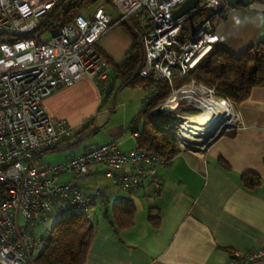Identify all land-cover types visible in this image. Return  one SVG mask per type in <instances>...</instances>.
Masks as SVG:
<instances>
[{
    "label": "built area",
    "instance_id": "built-area-1",
    "mask_svg": "<svg viewBox=\"0 0 264 264\" xmlns=\"http://www.w3.org/2000/svg\"><path fill=\"white\" fill-rule=\"evenodd\" d=\"M61 1L0 0L2 264H32L34 250L39 251L42 245V238H36L32 231L52 218L80 215L91 220L95 198L83 194L77 182L93 164L104 165L105 174L116 186L130 192L136 190L143 178L153 177L156 166L162 163L139 150L136 144L129 152L122 153L114 143L98 145L55 165L40 163L44 153L76 132L66 120L48 116L41 106L42 100L84 78L90 79L101 95L109 90L114 78L96 44L112 28L125 25L137 34L143 47L139 78L170 85V95L156 107L167 109L166 116L175 118L169 132L179 150L193 151L190 146L194 143L189 139L200 137L192 133V127L183 132L188 137L183 136L189 114L181 110H197L199 113L193 116L197 117L209 109V101L226 105L222 119L209 127L203 143L199 144L203 147L201 153L217 136L231 132L236 125V104L220 96L214 87L191 80L187 85L173 88L170 81L174 76L185 79L212 48L213 21L204 20L188 40L181 42L178 34L185 20L198 11L213 16L225 12V0H197L190 14L175 20L172 12L185 0H111L114 17L102 4L89 17L76 15L47 40L33 34ZM134 17L140 20L137 27L131 22ZM156 94L155 87L145 88L144 104ZM173 96L176 100L170 107L168 102ZM132 137L136 138L137 134ZM66 173L73 175V181L56 182ZM261 259H264V241L258 250L231 254V264H250Z\"/></svg>",
    "mask_w": 264,
    "mask_h": 264
},
{
    "label": "crops",
    "instance_id": "crops-1",
    "mask_svg": "<svg viewBox=\"0 0 264 264\" xmlns=\"http://www.w3.org/2000/svg\"><path fill=\"white\" fill-rule=\"evenodd\" d=\"M254 1L264 4V0ZM261 40L264 13L228 8L214 22L213 47L234 57ZM131 45L132 39L120 26L109 30L96 47L117 66ZM114 86L115 79L109 90ZM126 89L139 92L128 93L122 125L116 124L118 128L100 143L90 142L98 130L89 131V127L107 110L99 112L104 103L90 79L57 89L43 99L46 114L66 120L76 132L44 153L52 159L42 161L43 156L40 163L55 165L106 143L116 144L122 153L133 149L129 120L144 106V89L122 87L116 93ZM236 114L233 135L217 136L203 153V148L179 150L169 164H158L154 176L143 178L136 190H120L105 174L104 165L93 164L77 182L83 194L95 198L91 210L95 234L84 264H231L233 252L258 250L264 241V86L253 89L247 100L236 105ZM246 174L259 180L251 190L243 186ZM73 179L66 173L56 182ZM116 203L132 206L130 226L116 223ZM150 218L158 222L157 227ZM250 264H264V259Z\"/></svg>",
    "mask_w": 264,
    "mask_h": 264
},
{
    "label": "trees",
    "instance_id": "trees-1",
    "mask_svg": "<svg viewBox=\"0 0 264 264\" xmlns=\"http://www.w3.org/2000/svg\"><path fill=\"white\" fill-rule=\"evenodd\" d=\"M98 1L110 3V0H62L44 17L33 34H53L59 27L71 23L73 17L80 15ZM223 13L215 16L207 11L194 13L183 23L178 34L179 41L188 40L204 20H212L214 25L215 20ZM131 22L136 27L140 25L139 18L134 17ZM58 23L60 25H56ZM121 27L132 39L124 61L116 66L99 53L110 66L113 78L120 81L118 89L155 87L157 94L131 118L129 130L131 135L137 134L134 141L139 150L165 165L169 164L179 152L176 139L169 132L175 118L157 117L153 110L170 95V85L165 81L153 83L138 77L137 72L142 65L141 47L131 29L125 25ZM191 80L206 87H214L220 96L236 105L241 104L249 98L253 89L264 86V40L236 57L212 45L211 50L188 72L185 79L174 76L170 81L173 88H178L189 84ZM109 92L111 90L107 91ZM233 132L234 130L223 135H233ZM242 182L244 188L251 190L258 185L259 180L256 176L246 174L242 177ZM113 216L117 218L115 220H118L116 223L120 227H128L132 224L133 208L128 204L116 203ZM149 221L153 227L158 226V222L153 218ZM94 234L95 225L91 220H86L80 215L59 218L47 235L41 237L42 245L37 256L32 259V264H84Z\"/></svg>",
    "mask_w": 264,
    "mask_h": 264
},
{
    "label": "rangeland",
    "instance_id": "rangeland-1",
    "mask_svg": "<svg viewBox=\"0 0 264 264\" xmlns=\"http://www.w3.org/2000/svg\"><path fill=\"white\" fill-rule=\"evenodd\" d=\"M104 4V8L105 11L110 14L111 17H114V11H113V6L111 4V0L110 3H105L104 1H98L96 3H94L93 5L89 6L88 8H86L81 14L84 17H89L90 14L92 13V11L98 7L99 5ZM56 25H60V23L56 24ZM131 29V28H130ZM131 31L134 33V35L137 38L138 44L141 47L142 50V60H143V47L142 44L140 42V40L137 37V34L131 29ZM41 38L43 40H47L49 38V34H43L41 35ZM120 82L115 79V86H114V90H112L110 93V96H107V93H103L101 95V102L104 103V105H101V107L99 108V112L100 111H106V113H99L98 117H100L101 115H103V118L101 120H99L97 117H95L92 121V126H90L89 131L92 129H96L98 130V132L94 135H92L90 137V142L91 143H100L102 142V140L104 141L106 138H108L109 135L112 134L113 129H117L118 127L116 126V124H121L120 120H122V116H123V111L125 108H123V103H125V101L128 100V93L135 90L136 92H139L138 89H126L123 91H120L119 93H116L118 86H119ZM190 108V107H189ZM111 109V111H110ZM110 111V112H109ZM181 113H188L189 117H193L196 114H198L199 112L197 110H194L192 108H190L187 111L181 110ZM96 115V112H95ZM109 117H111L110 122H108L107 120L109 119ZM131 119V118H130ZM130 121V120H129ZM176 121V120H175ZM175 123V122H173ZM170 127H173L172 125ZM128 131V128H127ZM223 135V134H222ZM78 136H76L74 139H72V141H75L76 138ZM71 140V139H70ZM44 156V154H43ZM42 156V157H43ZM41 157V158H42ZM48 159H52L51 156H44L42 161ZM42 164V163H41ZM58 217L52 218L51 220L47 221L46 223L42 224L41 226H38L36 228H34V230L32 231L33 235L36 238H40V237H45L47 235V232L54 226L55 222L58 220ZM40 250V249H39ZM39 251H35L33 252V257L35 258V256H37Z\"/></svg>",
    "mask_w": 264,
    "mask_h": 264
},
{
    "label": "bare ground",
    "instance_id": "bare-ground-1",
    "mask_svg": "<svg viewBox=\"0 0 264 264\" xmlns=\"http://www.w3.org/2000/svg\"><path fill=\"white\" fill-rule=\"evenodd\" d=\"M176 100V97L173 96L169 102L168 105L172 107L174 105V102ZM206 103V102H203ZM210 107L208 110H206L203 114L197 117H189L188 120L183 125L182 133L185 132L188 128H191L192 133L196 134V136H200L196 139H189L192 144L190 147L193 149L203 148L199 144L203 143V138L207 136V133L209 132V127L216 126L218 123L216 121L222 119L223 111H225L226 105L225 103H215L213 101H209L208 104ZM197 115V114H196ZM184 137H188L187 133H183Z\"/></svg>",
    "mask_w": 264,
    "mask_h": 264
},
{
    "label": "water",
    "instance_id": "water-1",
    "mask_svg": "<svg viewBox=\"0 0 264 264\" xmlns=\"http://www.w3.org/2000/svg\"><path fill=\"white\" fill-rule=\"evenodd\" d=\"M197 4V0H185L182 4H180L173 12L172 19H179L184 16H187L194 9ZM225 4L227 8L233 9L236 7L247 8L249 11L256 13H264V4L254 1V0H225ZM222 19H225V16H221ZM167 109L164 111L160 110L159 107L154 108L153 114L157 117H165L167 115ZM189 150V149H188ZM0 264H2L0 262Z\"/></svg>",
    "mask_w": 264,
    "mask_h": 264
}]
</instances>
